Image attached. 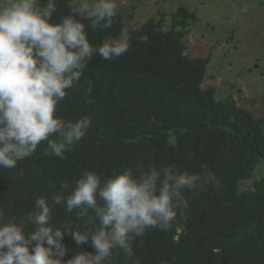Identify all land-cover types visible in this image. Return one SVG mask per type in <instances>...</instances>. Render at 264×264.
<instances>
[{"label":"trees","instance_id":"16d2710c","mask_svg":"<svg viewBox=\"0 0 264 264\" xmlns=\"http://www.w3.org/2000/svg\"><path fill=\"white\" fill-rule=\"evenodd\" d=\"M57 4L55 20L76 6L73 0ZM259 4L264 7V0ZM124 18L117 7L109 29L93 30L84 21L93 44L127 34L129 50L113 61L94 56L67 90L61 117L75 121L88 115L92 125L65 159L45 155L42 142L16 168L0 169V206L6 217L24 220L30 232L27 215L36 198L46 196L53 207L51 225L80 230L85 225L75 210L52 205L62 181L74 187L90 169L108 177L127 168L174 165L199 172L205 166L219 185L185 191L186 204L176 210L172 228L149 229L137 237L131 256L114 249L115 264H264V175L240 188L257 164H264V115L255 116L202 85L209 55L185 51L184 38L197 19L189 3L158 9L125 32ZM63 243L64 260L79 250L94 251L90 241L78 248L68 234Z\"/></svg>","mask_w":264,"mask_h":264},{"label":"clouds","instance_id":"9594fccd","mask_svg":"<svg viewBox=\"0 0 264 264\" xmlns=\"http://www.w3.org/2000/svg\"><path fill=\"white\" fill-rule=\"evenodd\" d=\"M57 6V0H0V169L16 168L42 142L45 155L65 159L92 125L88 115L61 117L67 90L94 56L113 61L129 50L127 34L93 44L84 23L90 21L93 30L111 28L116 0H79L55 20ZM209 184L219 181L205 166L199 172L174 165L127 168L108 177L85 170L74 187L62 181L51 196L52 205L77 212L85 225L80 230L54 228L46 196L37 197L27 215L30 232L0 206V264H115L114 249L131 256L135 239L149 229L169 231L176 210L186 204L185 191ZM66 234L78 248L90 241L94 251L79 250L64 260Z\"/></svg>","mask_w":264,"mask_h":264},{"label":"rangeland","instance_id":"374dc122","mask_svg":"<svg viewBox=\"0 0 264 264\" xmlns=\"http://www.w3.org/2000/svg\"><path fill=\"white\" fill-rule=\"evenodd\" d=\"M178 2L189 3L197 12L184 43L191 56L209 55L202 85L213 87L217 97H229L255 116L264 115V7L260 0H116L125 17L124 32L158 9L172 10ZM262 175L264 164L259 163L240 188Z\"/></svg>","mask_w":264,"mask_h":264}]
</instances>
